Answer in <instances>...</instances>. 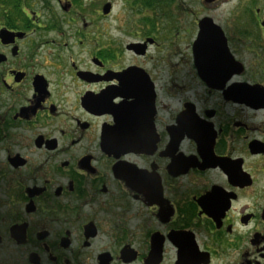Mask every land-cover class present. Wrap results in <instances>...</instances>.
<instances>
[{
    "label": "flooded vegetation",
    "instance_id": "1",
    "mask_svg": "<svg viewBox=\"0 0 264 264\" xmlns=\"http://www.w3.org/2000/svg\"><path fill=\"white\" fill-rule=\"evenodd\" d=\"M258 1L0 0V264H264Z\"/></svg>",
    "mask_w": 264,
    "mask_h": 264
},
{
    "label": "rangeland",
    "instance_id": "2",
    "mask_svg": "<svg viewBox=\"0 0 264 264\" xmlns=\"http://www.w3.org/2000/svg\"><path fill=\"white\" fill-rule=\"evenodd\" d=\"M233 3L234 2L231 3L232 6L231 5H222V6L217 7V8L210 7L208 11L204 10V8H202V7H196V6L190 7L189 9L196 11L197 15H201L204 13L210 14L215 19V21L220 23L221 20L226 19L225 17L227 15L232 14V15L240 16L242 14V12L240 11L241 9L237 10V7H233ZM256 8L259 9L260 15H264V0H259L257 2V5L252 8L251 12H254L256 10ZM116 9L117 10L120 9L119 5L116 7ZM233 10H234V12H233ZM247 10L250 11V9H248V8H247ZM163 37H165V36H163ZM180 46H181L182 50H184L185 46H187V43L184 39L180 40ZM83 57L87 58V55L83 54ZM170 60H175V58L172 59L170 57ZM167 61H169L168 58L166 56H164V63H166ZM163 98H166V97L163 96ZM173 98H177V97H173Z\"/></svg>",
    "mask_w": 264,
    "mask_h": 264
},
{
    "label": "water",
    "instance_id": "3",
    "mask_svg": "<svg viewBox=\"0 0 264 264\" xmlns=\"http://www.w3.org/2000/svg\"><path fill=\"white\" fill-rule=\"evenodd\" d=\"M208 18H206V19H204V20H207ZM203 19H202V21H204ZM208 20H210V19H208ZM214 29H216V30H220V28L217 26V25H214Z\"/></svg>",
    "mask_w": 264,
    "mask_h": 264
}]
</instances>
